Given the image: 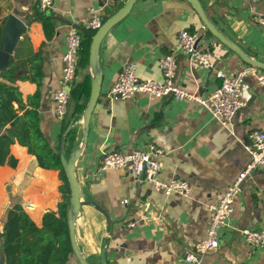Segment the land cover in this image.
<instances>
[{
  "label": "crops",
  "instance_id": "1",
  "mask_svg": "<svg viewBox=\"0 0 264 264\" xmlns=\"http://www.w3.org/2000/svg\"><path fill=\"white\" fill-rule=\"evenodd\" d=\"M199 1L218 31L246 55L264 63V25L256 18L264 13V0ZM125 2L52 0L49 8L54 15L51 35L47 37L36 18L37 0H0V38L10 15L25 24L9 60L14 56L25 60L34 52L42 56L43 78L37 107L40 129L50 146L63 151L66 157L73 148L81 146L75 175L84 190L83 199L96 202L106 214L91 202L80 206L74 237L84 259L90 264L100 263L104 247L107 264H187L185 251L205 235L210 218L208 205L221 197L249 159L244 148L248 132L264 131V85L246 75L245 105L235 114L232 131L194 101L155 97L145 92L127 100L109 101L106 93L127 61L135 62L138 78L160 80L159 59L174 47L177 33L183 28L198 31L199 45L210 49L213 55L212 65L203 67L191 65L184 55L176 54L175 82L183 88L207 95L219 85L221 74H234L248 64L207 32L188 1L136 0L100 42V94L88 122L86 139L83 141L84 107L71 121L62 147L69 124L66 126V118L57 117L52 93L60 86L68 24L76 22L79 29L86 28L93 13L108 17ZM87 73L91 79L89 64L76 71L75 83ZM14 83L24 100L38 88L30 80ZM70 130L73 132L68 135ZM148 143L164 150L160 177L187 180L192 186L188 197L178 193L164 195L127 169H107L97 174L104 151L129 152ZM9 151L16 165H0V232L6 209L12 204H21L40 225L43 214L56 210L62 192L67 191L58 170L38 166L35 156L15 139ZM130 222L134 224L129 225ZM246 226L264 228V167L244 179L228 226L220 232L218 246L206 252L200 264H264V249L249 245L239 231ZM0 264H6L1 241ZM66 264L80 263L72 253Z\"/></svg>",
  "mask_w": 264,
  "mask_h": 264
},
{
  "label": "built area",
  "instance_id": "2",
  "mask_svg": "<svg viewBox=\"0 0 264 264\" xmlns=\"http://www.w3.org/2000/svg\"><path fill=\"white\" fill-rule=\"evenodd\" d=\"M38 4L40 9L49 8L52 5V0H38ZM256 18L259 23L264 25V13ZM102 22L101 15L93 13L85 27L96 30ZM199 41L198 31L180 29L174 47L159 59L160 80L138 78L135 62H125L107 91L106 98L109 101L127 100L138 92H145L155 97L194 101L203 105L213 119L232 131L233 118L237 111L245 105L244 78L246 75H252L258 84L264 85V69L247 64L234 74H221L219 85L207 95L187 90L175 82L178 69L176 54L184 55L191 65L210 67L213 60L212 51L201 47ZM80 42L81 34L77 23H69L66 30L65 51L61 56L60 86L52 93L56 102L55 113L60 119L64 118L69 110L70 94L75 84ZM247 138L248 142L244 144V148L249 159L221 197L208 205L210 218L205 235L185 251L183 258L187 264H200L204 254L218 246L220 232L228 226L233 211V202L242 190L244 179L250 172L264 167V131L252 129L248 132ZM163 154V148L154 143H148L143 148H136L129 152L104 151L99 160L97 174L101 175L107 169H127L135 177H140L142 174L143 179L164 195L178 193L188 197L192 186L187 180L175 176L167 180L160 177V157ZM124 202L126 201L124 200ZM27 206L30 204L28 203ZM133 224L134 222H130L129 225ZM239 231L249 245L264 249V228L246 226Z\"/></svg>",
  "mask_w": 264,
  "mask_h": 264
},
{
  "label": "trees",
  "instance_id": "3",
  "mask_svg": "<svg viewBox=\"0 0 264 264\" xmlns=\"http://www.w3.org/2000/svg\"><path fill=\"white\" fill-rule=\"evenodd\" d=\"M35 8L36 18L40 20L45 35L49 37L54 13L50 8L40 9L38 0ZM94 32L95 30L88 28L80 29L81 42L76 71L88 65L89 45ZM207 32L210 33L208 30ZM42 67V56L34 52L25 60L16 59V56L14 59L10 58L8 64L0 70V165H16V159L9 151L10 144L15 139L26 147L28 153L35 156L38 166L58 170L59 178L67 191L62 192L56 210L43 214L40 225L31 219L19 203L6 209L0 232L6 264H66L73 253L67 225L70 197L67 178L61 165L60 152L50 146L40 129L37 107L40 100L39 85L43 78ZM17 80H30L38 88L24 100L22 92L14 83ZM89 93L90 74L87 73L71 90L72 108L64 116L66 126L85 107ZM72 132L70 130L68 135Z\"/></svg>",
  "mask_w": 264,
  "mask_h": 264
},
{
  "label": "water",
  "instance_id": "4",
  "mask_svg": "<svg viewBox=\"0 0 264 264\" xmlns=\"http://www.w3.org/2000/svg\"><path fill=\"white\" fill-rule=\"evenodd\" d=\"M134 1L136 0H126L124 5L118 9L116 12L106 17L99 28L95 30L91 37V42L89 45V56H88V64L90 66L92 77L90 79V93L86 103V106L83 110V141L86 139L88 122L90 120V116L92 110L99 98L100 94V85L102 73L98 71V49L100 46V42L105 36V34L110 30V28L124 18L128 12L130 11ZM193 6L195 12L199 16L202 21L204 27L215 37L218 38L220 42L225 44L229 49L240 55V57L248 64L255 65L261 69H264V63L256 60L254 58L246 55L240 47L234 43L233 41L226 38L215 25L207 18L204 9L199 0H186ZM25 31V24L15 15H10V18L4 25L2 36L0 38V70L6 66L9 62V56L12 54L15 45L21 36V33ZM70 102H71V94H70ZM72 122L68 125L64 132V137L62 138V147L65 135L68 130L71 128ZM81 152V146L75 147L71 150L68 157L64 155V152H60V160L63 171L66 175L70 197H69V206L67 208V225L69 231V238L71 243V248L73 254L80 264H90L88 263L84 257L82 256L74 237V221L76 215L80 209V206L83 203L91 202L97 209H99L105 216L104 210L94 201H84V190L80 186L77 181L75 175V161L79 158ZM143 178V175H140ZM98 264H107L106 261V248H102L100 252V263Z\"/></svg>",
  "mask_w": 264,
  "mask_h": 264
}]
</instances>
